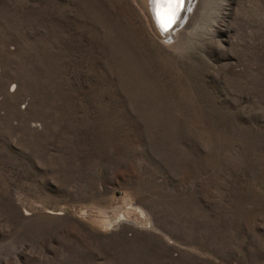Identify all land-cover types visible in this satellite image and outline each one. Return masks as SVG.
<instances>
[{
  "label": "rangeland",
  "instance_id": "374dc122",
  "mask_svg": "<svg viewBox=\"0 0 264 264\" xmlns=\"http://www.w3.org/2000/svg\"><path fill=\"white\" fill-rule=\"evenodd\" d=\"M144 12L0 0V264H264V0Z\"/></svg>",
  "mask_w": 264,
  "mask_h": 264
},
{
  "label": "bare ground",
  "instance_id": "6f19581e",
  "mask_svg": "<svg viewBox=\"0 0 264 264\" xmlns=\"http://www.w3.org/2000/svg\"><path fill=\"white\" fill-rule=\"evenodd\" d=\"M139 5L144 9V11L146 12L147 16L149 17L151 23H152V27L153 29H155V31L157 32V34L162 33L164 38L167 40L172 38L173 33L178 30V27L180 25V23L185 19L186 15L188 16L189 14H191V12L194 11V7L197 5V1L198 0H184V6L183 8L179 11L178 13V18L175 20V22L172 24V26L165 31L161 25L160 22L157 20L156 15H155V9L153 4L151 3V0H136ZM135 2V1H134ZM191 2V3H190ZM190 3V6H188V4ZM144 12V13H145ZM186 24V22H183V27ZM161 36V35H160ZM172 40V39H171ZM170 40V41H171ZM143 213V212H142ZM122 216V215H121ZM120 217V216H119ZM124 217V215H123ZM128 218V217H125ZM120 219V218H118ZM129 219V218H128ZM123 220V219H121ZM131 220V219H130ZM129 220V221H130ZM128 221V222H129ZM111 222V221H110ZM118 222H120L118 220ZM136 223V222H135Z\"/></svg>",
  "mask_w": 264,
  "mask_h": 264
},
{
  "label": "snow or ice",
  "instance_id": "6c2138e0",
  "mask_svg": "<svg viewBox=\"0 0 264 264\" xmlns=\"http://www.w3.org/2000/svg\"><path fill=\"white\" fill-rule=\"evenodd\" d=\"M151 3L154 6L156 18L165 31L172 26L184 6V0H151Z\"/></svg>",
  "mask_w": 264,
  "mask_h": 264
}]
</instances>
